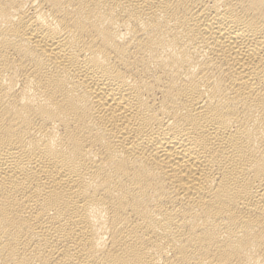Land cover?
Segmentation results:
<instances>
[{
	"label": "bare ground",
	"instance_id": "obj_1",
	"mask_svg": "<svg viewBox=\"0 0 264 264\" xmlns=\"http://www.w3.org/2000/svg\"><path fill=\"white\" fill-rule=\"evenodd\" d=\"M0 264H264V0H0Z\"/></svg>",
	"mask_w": 264,
	"mask_h": 264
}]
</instances>
